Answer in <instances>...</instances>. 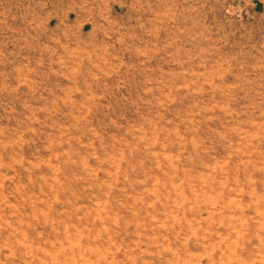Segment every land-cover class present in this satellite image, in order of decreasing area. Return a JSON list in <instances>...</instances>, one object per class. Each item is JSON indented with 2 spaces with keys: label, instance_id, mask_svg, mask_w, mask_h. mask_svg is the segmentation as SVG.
Returning <instances> with one entry per match:
<instances>
[{
  "label": "rangeland",
  "instance_id": "obj_1",
  "mask_svg": "<svg viewBox=\"0 0 264 264\" xmlns=\"http://www.w3.org/2000/svg\"><path fill=\"white\" fill-rule=\"evenodd\" d=\"M0 264H264V2L0 0Z\"/></svg>",
  "mask_w": 264,
  "mask_h": 264
},
{
  "label": "crops",
  "instance_id": "obj_2",
  "mask_svg": "<svg viewBox=\"0 0 264 264\" xmlns=\"http://www.w3.org/2000/svg\"><path fill=\"white\" fill-rule=\"evenodd\" d=\"M260 1H263V2H264V0H259V2H260Z\"/></svg>",
  "mask_w": 264,
  "mask_h": 264
}]
</instances>
